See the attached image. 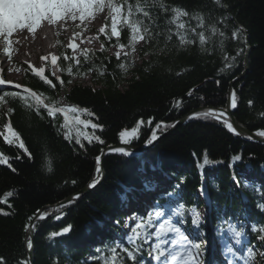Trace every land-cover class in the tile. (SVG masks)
<instances>
[{"label": "trees", "instance_id": "trees-1", "mask_svg": "<svg viewBox=\"0 0 264 264\" xmlns=\"http://www.w3.org/2000/svg\"><path fill=\"white\" fill-rule=\"evenodd\" d=\"M129 2L135 4L136 0ZM164 2L188 12V16L180 17L188 27H196L193 17L199 14L204 18L205 28L197 31H205L208 35L207 26L217 23L224 37H215V46L205 45L208 49L205 52L200 50L198 39L193 45L181 47L174 34L175 25L167 24L171 14L166 17L158 8H153L151 14L156 25L151 31L161 35L137 42L133 46L135 50L126 47L128 55L122 53L118 60L110 49L116 47L117 42L127 45L129 30L122 31L119 41L98 33L100 45L90 49L89 61L80 57L79 73L74 71L69 75L66 71H58L63 85L49 70L45 75L55 87L45 84L28 65L20 63L19 84L58 101L60 106L73 104L88 109L92 114H82L81 118L100 124L102 129H92L90 125H81L80 129L99 136L103 143L96 140L89 143L81 137L84 145L81 148L74 139H64L60 113L54 118L48 117L42 109L38 114L13 96H5L0 102V132L5 131L4 124L10 123L27 149H21L19 142L9 144L0 136V154L8 158V163L0 164V257L5 264L21 261L30 264V227L32 264H103L93 257L108 255L107 251L97 253L98 248L115 246L113 236L122 228L126 203L143 207L144 198L150 195L143 191L142 177L153 178L158 186L169 191L179 184L186 207L197 202L198 205L206 203V216L213 227L220 228L221 221L225 222V227L227 221L240 219L243 223L240 228L245 230L249 240L247 247L256 251L252 264H264V257L259 255L264 251V242L258 239L264 233L252 231L253 226L264 228V209L259 207L264 205V143L242 140L215 119L187 118L171 131V127L163 132L158 130V139L139 154L125 157L109 150L102 160V180L82 192L93 179L100 178L101 172L96 173V157L111 145L123 144L120 131L130 130L142 120L138 137L129 145L144 147L156 123L163 121L172 125L191 116L198 108L225 107L230 88L237 98V107L233 109L235 119L249 131L264 130V115H261L264 113V0H220L219 4L215 0ZM223 17L228 19L218 23ZM236 24L243 31L239 38L233 39L232 32L239 28ZM104 25L110 32L108 17ZM169 27L173 33L170 41L167 40ZM247 45L248 67L244 70ZM239 49L244 51L237 56L233 67L221 71L224 57L236 56ZM56 52L59 57L56 67L67 68L69 62L63 57L72 52L62 39H59ZM121 63L125 64L124 69L118 67ZM89 67L92 71H88ZM0 74L7 79L3 69ZM12 91L19 89L0 87V95ZM9 108L12 112L5 115ZM150 118L151 124L148 123ZM205 153L210 164H217L211 169L198 167ZM247 171L250 176L261 177L258 185L246 186L241 173ZM201 188L205 195H201ZM77 194L78 198L72 199L71 204L63 202ZM123 196L127 199H122ZM37 210L48 215L34 221ZM61 213L63 216L56 219ZM112 219L119 223L113 224ZM69 225V233L49 238L52 232ZM143 255L147 258V251Z\"/></svg>", "mask_w": 264, "mask_h": 264}, {"label": "snow or ice", "instance_id": "snow-or-ice-1", "mask_svg": "<svg viewBox=\"0 0 264 264\" xmlns=\"http://www.w3.org/2000/svg\"><path fill=\"white\" fill-rule=\"evenodd\" d=\"M215 2L219 4L220 0H215ZM105 7L108 9V15L111 19L110 32L107 31V25L101 26L98 31L100 34H104L109 40L115 37L117 41H119L122 31L127 28L129 30L127 45L119 42H117L116 45L121 50L126 47L135 50L133 46L138 41H147L154 35H161V33H153L151 31L152 26L156 25V20L151 14V9L153 8H158L166 17L171 14L170 19L167 20V24L175 25L176 31L174 34L178 38L181 47L193 45L198 39L200 50L205 52L208 50L205 45L212 44L215 46V37H224V32L217 27V23H212L207 26L208 35L205 34V31H197V29L205 28L204 18L199 14L193 17V19L197 21L196 27H188L185 22L180 20V17L188 16V12L182 10L180 7L167 5L164 0H136L135 4L130 3L129 0H121V2H116V0H0V37H2L6 45H11L12 40L10 37L16 29H26L29 33H34L38 26L41 25L42 21H46L50 25H55L58 21L67 22L68 20H79L83 23L87 18L92 17L95 11H101ZM226 19H228V17H223L218 23H223ZM242 31L243 30L240 28L233 31L232 38H239ZM168 33L167 40L170 41L173 34L171 27L168 28ZM189 34L195 38H190ZM78 35L79 33H73L74 38ZM219 44L222 48L223 39L219 41ZM67 48L72 50V55H64L63 59L68 61L69 64L67 68L64 69L57 67V71H66L69 75H72L74 71L79 73L82 63L80 57H83L84 61H89L92 55L91 50L79 48L75 43V39L68 43ZM3 51L11 58L10 47H4ZM101 51H103V44L101 45ZM243 51L244 49H239L236 56H225L224 67L221 71L233 67L237 56L241 55ZM124 55L127 56L128 53L124 52ZM116 56L119 60L120 52H117ZM48 58V56L41 57V59L45 61L48 60ZM58 60V56L51 55L52 65H57ZM118 67L124 69L125 64L121 63ZM28 69L45 84L55 87L52 80L45 75L44 66L35 67L29 63ZM88 71H92V68L89 67ZM80 74L82 75L83 73ZM52 75L63 85L64 82L60 79L59 75H56V72H53ZM12 83L11 81L0 79V86ZM69 83H71V81H69ZM217 83H219V81H217ZM14 88L19 89V91L5 92L3 95H0V102L4 101L5 96H13L18 97L25 107L35 109L38 114L42 109L47 113L48 117L54 118L58 113L62 114L63 124L61 127L64 129V139L69 141L74 139L75 144L80 145L81 148L84 147L81 143V137L89 143L93 140L103 143L99 136L90 135L80 129L81 125L85 127L90 125L92 129H102L100 124L81 118L82 114H92L88 109L80 108L73 104L60 106L58 101L50 100V98L43 93L34 91L19 83L14 84ZM191 94L190 91L189 95ZM251 103L252 102L249 101V104ZM179 105L180 102L177 101L176 106L179 107ZM236 107L237 98L235 91H233L231 93V108ZM11 112L12 109L9 108L5 115ZM261 115H264V113H261ZM223 117H226L224 111L208 109L194 112L188 118H203L205 120L210 118L215 119L220 121L229 132L241 135L237 128L234 127L233 123ZM143 123L142 120L137 121L136 126L132 127L130 130L124 129L120 131L119 138L121 143L130 144L133 138L138 137V129ZM148 123H152L151 118ZM176 123H179V121ZM174 126L175 124L169 125L163 121L156 123L155 128L152 129L150 138L146 140L145 143L151 144L153 141L157 140L158 130L163 132L167 130V128ZM4 130V132H0V136H3L5 141L9 144L19 142V147L25 149L24 142L21 140L20 135L12 128L10 123L4 124ZM73 132H75V136H73ZM255 135L264 137V130H258ZM248 138L251 139L252 137L249 136ZM25 151H27V149H25ZM111 151L122 154L125 157L133 155L132 151L125 147H115L112 148ZM236 159L239 158L236 157ZM96 160V173L99 175L100 157L97 156ZM6 163H8V158L0 154V164ZM210 163L211 161H209L207 153H205L203 163L198 164V167L202 169ZM9 167H11L10 164ZM49 170H51L50 161ZM97 182L96 179H93L91 183L88 184V188H93ZM144 187L146 190L152 191L156 186L152 182L146 180ZM179 189L180 185L177 184L175 190L165 192L163 198L167 200V203L161 205L158 201L154 202L153 209L147 212L146 218L133 213L132 218L136 219L138 222H136L134 226H131V231L126 235L125 242H117L114 247L108 249L98 248L96 250L97 253L107 251L108 255H99L93 257V259L102 260L103 264H125L126 261H130L131 264H148L149 260H151L152 264H201L200 256L203 254V241L197 242L198 237L202 236V232L200 231L201 214L195 205L186 207L182 202ZM127 191L130 190L126 189V192ZM200 191L201 195H205L203 188H201ZM7 195H11V193ZM78 195L79 194L72 199H77ZM72 199L68 200L67 203L71 204ZM122 199H127V197L123 196ZM61 207H64V205H61ZM259 207L264 209V205H259ZM37 213L39 219H44L48 215V213L40 212V210H37ZM186 215L191 217V224L193 226V232L191 234L186 233L183 229V225L187 223ZM61 216H63V213L57 216L56 219H60ZM29 219L32 218L30 217ZM117 223L119 222L117 221ZM224 223V221H221V228L218 235L221 236V243L223 244L225 255L233 258L238 257L239 250H237L234 245H241L242 255L239 256V259L242 261V264H252L256 259V251L251 246L243 248V244L247 242L245 230L231 220L226 222L227 227L225 229L223 227ZM128 227L129 224L126 221L125 228ZM70 230V225L65 226L60 231L52 232L49 238L60 237L69 233ZM225 231L231 238L232 243L224 239L223 233ZM252 231L264 233V228L257 229L253 226ZM258 239L264 242V234L260 235ZM125 245H130V247ZM144 245L149 246L146 249ZM28 247H32L31 241L28 242ZM145 251H147V258L143 255ZM259 255L264 257V251L260 252ZM0 264H5L3 257H0ZM19 264H26V262L21 261ZM229 264H233V261L229 260Z\"/></svg>", "mask_w": 264, "mask_h": 264}, {"label": "rangeland", "instance_id": "rangeland-1", "mask_svg": "<svg viewBox=\"0 0 264 264\" xmlns=\"http://www.w3.org/2000/svg\"><path fill=\"white\" fill-rule=\"evenodd\" d=\"M108 17L109 20V30H110V24L111 19L108 15V9L105 7L101 11H95L93 13L92 17L87 18L83 23H81L79 20L77 21H71L68 20L67 22H57L55 25H50L47 22L42 23L38 28L36 29V35L33 36L32 33H29L27 30L23 31L20 29L14 30L13 35L10 37L12 40L11 45H6L0 37V69H3L5 73L7 74V81L13 82L12 84L19 83L21 81V67L20 63H25L28 65L29 63L35 67L44 66L45 71L49 70L52 74L53 72H56V75H58L57 68L52 66L51 63V55H57L56 48L59 42V39H62L64 44L67 46L70 41L75 39V43L79 46V48H87V49H97L99 47V41L97 34L99 33V28L104 25L105 18ZM73 33H79L78 36L75 38L73 37ZM141 41H138L140 43ZM4 47H10L11 49V58L4 55L3 48ZM71 50V49H70ZM72 52V50H71ZM110 52L113 54H116L117 52H120V54L124 53L125 50L119 49L117 46L110 49ZM48 56V60H42L41 57ZM27 62V63H26ZM241 178L244 181V183L248 185H258V182L261 180V177H255L250 176L248 171L241 173ZM142 177V185L144 186L145 181H150L153 184H155V189L152 190L153 194H155V191L158 192L157 196L163 198V194L167 191L166 187L161 188V190H157L158 183L153 178L150 179H144ZM165 181V180H164ZM145 193H150L152 191L146 190L144 187L143 190ZM152 194V195H153ZM148 197L144 198L143 203L144 205V215H147V212L149 210L153 209L154 202L156 200H149ZM167 203V200L164 201V203H160L161 205ZM130 203L127 202L125 207L126 211L124 216L121 219L122 228L118 235L113 236V243L116 245L117 242L124 243L126 235L130 233L131 226H134L136 222H138L136 219H133V213L138 214V212L135 209L131 208ZM185 204V203H184ZM195 206L197 207L198 211L201 214V224H200V231L202 232V236L198 237L197 240H203V238H208V242L214 240V235L216 237L220 236L218 235L217 228L210 225L209 220L206 218L207 213V204L203 202L202 205H198V202L195 203ZM139 215V214H138ZM140 216V215H139ZM146 218V217H145ZM187 224L189 225H183V229L186 233L191 234L193 232V226L191 224V217L186 215ZM118 220L112 219V223H116ZM128 222L129 227L125 228V222ZM235 223H237L239 226H242L243 223H241L240 219H235ZM227 227V223H226ZM186 228L189 229L186 230ZM247 240V238H246ZM154 242V241H153ZM203 242L202 244V255L200 256L201 264H206L205 258L207 257V252L210 247V242ZM151 243V242H150ZM128 246V245H126ZM149 245H144V247L147 249ZM148 264H152L151 260L148 261Z\"/></svg>", "mask_w": 264, "mask_h": 264}, {"label": "water", "instance_id": "water-1", "mask_svg": "<svg viewBox=\"0 0 264 264\" xmlns=\"http://www.w3.org/2000/svg\"><path fill=\"white\" fill-rule=\"evenodd\" d=\"M239 28H241L243 30L242 27H240L239 24H236ZM248 52H249V46L247 45V48H246V52H245V56H244V65H243V68L244 70L247 69L248 67ZM244 74V72H243ZM232 88H230V94H229V98L227 100V104L225 107H222V108H214V107H201V108H198L196 110H194L193 112H199V111H205V110H208V109H213V110H218V111H224L227 115V119L233 123L234 127L237 128V130L241 133V135H238L242 140H245V141H249V142H255V143H264V137H259V136H256L255 133L258 131H249L248 129H246L242 124H240L236 119L235 117L233 116V108H231V93H232ZM187 117H183L181 118L179 121V123H176L177 121H175V126L174 127H171L170 131L172 129H174L177 125L179 124H183L186 120H187ZM251 136L252 138L249 139L248 137ZM156 141V140H155ZM155 141H153L151 144H146L144 147H134L132 145H129V144H117V145H111L109 147H107L102 153L101 155L99 156L100 157V172H101V175H100V178L97 182L100 183V181L102 180V177H103V170H102V160H103V157L105 155L106 152H108L109 150H111L112 148H115V147H125L126 149H129L132 151L133 154H139L141 153L142 151L146 150L148 147H150ZM90 188H84L82 189V192H86L88 191ZM72 197H69L67 199H65L63 202H66L68 201L69 199H72ZM38 217L36 216L34 221L37 219ZM31 228L30 227V237H31V241H32V238H33V234H32V231H31ZM28 258H29V262L30 264L33 263V258H32V247L31 248H28Z\"/></svg>", "mask_w": 264, "mask_h": 264}, {"label": "bare ground", "instance_id": "bare-ground-1", "mask_svg": "<svg viewBox=\"0 0 264 264\" xmlns=\"http://www.w3.org/2000/svg\"><path fill=\"white\" fill-rule=\"evenodd\" d=\"M20 30L26 31V29H20ZM32 34H33V36H35L36 30ZM223 118H227V115H226V117H223ZM223 237H224V239H227L229 241V243H232L231 238L228 236L226 231L223 233ZM213 238H215V239L212 241H209L210 247H209V250L206 254L207 257L205 258V260H207L206 264H216V263H218V264H229L228 263L229 260L240 261L239 256L242 255V253L240 251L241 245H234V247L239 251H238V257L233 258L231 256L225 255V253L223 251V244L221 243V236H218V238L213 236ZM205 239L206 238H203V240H205Z\"/></svg>", "mask_w": 264, "mask_h": 264}, {"label": "built area", "instance_id": "built-area-1", "mask_svg": "<svg viewBox=\"0 0 264 264\" xmlns=\"http://www.w3.org/2000/svg\"><path fill=\"white\" fill-rule=\"evenodd\" d=\"M75 133V132H74Z\"/></svg>", "mask_w": 264, "mask_h": 264}]
</instances>
